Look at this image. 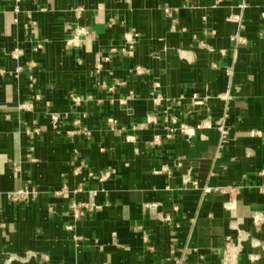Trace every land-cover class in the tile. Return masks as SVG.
<instances>
[{
    "label": "crops",
    "instance_id": "1",
    "mask_svg": "<svg viewBox=\"0 0 264 264\" xmlns=\"http://www.w3.org/2000/svg\"><path fill=\"white\" fill-rule=\"evenodd\" d=\"M0 264H264V0H0Z\"/></svg>",
    "mask_w": 264,
    "mask_h": 264
},
{
    "label": "built area",
    "instance_id": "2",
    "mask_svg": "<svg viewBox=\"0 0 264 264\" xmlns=\"http://www.w3.org/2000/svg\"><path fill=\"white\" fill-rule=\"evenodd\" d=\"M16 1H19V0H16ZM39 48H41V46H38L35 50H38ZM113 52H115V50H113ZM122 53L131 54L132 46H130L129 48L122 49ZM74 100H76V98H74ZM218 129L221 135L220 143L223 146L227 142L228 131L227 129H225L223 125L219 126ZM86 134H89V133L87 132ZM110 176L111 175L109 172L103 173L99 177H96L93 174H89V178L98 179L99 181H106L110 178ZM82 192L83 190L79 188L75 191V194L78 195L79 193H82ZM91 194L93 195L94 193L91 192ZM38 195H39V191L36 188L24 187V188L18 189L10 193L9 198L12 202L16 203V202L34 201L37 199ZM98 208L99 207H97L95 204H87V203H83L81 201L75 200L70 205V212L73 218L75 220H78L80 217H82L85 214L86 211H94Z\"/></svg>",
    "mask_w": 264,
    "mask_h": 264
}]
</instances>
